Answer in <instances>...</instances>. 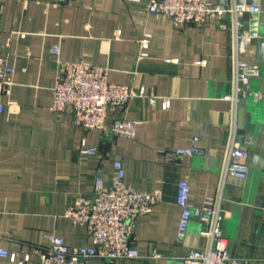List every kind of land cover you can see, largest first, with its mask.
<instances>
[{"label":"crops","instance_id":"crops-1","mask_svg":"<svg viewBox=\"0 0 264 264\" xmlns=\"http://www.w3.org/2000/svg\"><path fill=\"white\" fill-rule=\"evenodd\" d=\"M247 3L260 11L240 19L252 37L241 58L258 65L260 76L251 78L253 94L234 113L224 99L233 80L230 13L179 27L132 0H0V57L14 68L0 111V246L16 252L17 261L29 253L23 264H40L35 250L48 245L49 235L70 247L93 246L85 226L71 224L64 212L76 198L92 195L96 175L109 187L119 159L126 185L159 190L162 200L135 220L140 258L94 257L88 264H187L184 256L205 242L196 218L184 241H176L179 181L188 183L192 206L221 186V228L230 253L264 258V63L258 61L264 0ZM61 61L105 67L111 83L129 86L135 96L108 113L103 130H84L72 122L70 108L50 109ZM118 119L137 121L133 138L113 134ZM231 137L249 150L243 179L223 176ZM194 144L202 153L176 163L159 155ZM153 249L160 257L150 256ZM0 264L16 263L0 256Z\"/></svg>","mask_w":264,"mask_h":264},{"label":"built area","instance_id":"built-area-1","mask_svg":"<svg viewBox=\"0 0 264 264\" xmlns=\"http://www.w3.org/2000/svg\"><path fill=\"white\" fill-rule=\"evenodd\" d=\"M142 2L144 10L155 15L169 18L175 26L186 24L203 25L209 18H220L226 13L232 16V55L233 80L232 89L224 95L234 105L253 94L250 88L252 77L260 76L258 65L241 58L251 41V35L242 29L241 17L249 12L260 11L259 6L247 3V0H226L213 5L209 0H132ZM52 51L58 54L57 48ZM14 68L0 57V111L3 98L11 91ZM135 96L129 86L111 83L105 67L82 61H61L60 71L52 87L54 112L71 109L72 122L84 130H103L110 111L117 106H124ZM156 97L149 101L155 103ZM169 106V99L162 100V108ZM137 121L114 120L110 129L116 136L133 138ZM95 148H83L84 153H94ZM201 148L197 145L179 147L170 150H159L164 162L176 163L185 156L199 155ZM249 150L234 142L231 137L228 144L223 176L229 175L243 179L248 174L247 163ZM125 170L121 160L113 163L112 182L105 187L102 177L94 178L93 192L90 197H78L69 205L64 216L73 225L86 228L93 246H68L64 240L55 235L47 236L48 245L38 251L40 264H88L94 257L106 260L140 258L133 244V229L139 215L150 212L152 207L162 200L159 190L146 192L136 190L124 182ZM189 185L179 181L176 203L181 208L178 221L176 241L182 243L186 237L192 218L200 222L199 235L204 239V246L192 248L184 262L187 264H264V258L234 256L228 249L227 238L221 228L222 201L221 186L218 194L207 196L201 206H192L188 200ZM0 256L10 262L23 264L29 260V253L17 261L16 252H10L0 246ZM153 258L160 257L156 249L150 253Z\"/></svg>","mask_w":264,"mask_h":264},{"label":"water","instance_id":"water-1","mask_svg":"<svg viewBox=\"0 0 264 264\" xmlns=\"http://www.w3.org/2000/svg\"><path fill=\"white\" fill-rule=\"evenodd\" d=\"M258 61L264 63V38L258 40Z\"/></svg>","mask_w":264,"mask_h":264}]
</instances>
